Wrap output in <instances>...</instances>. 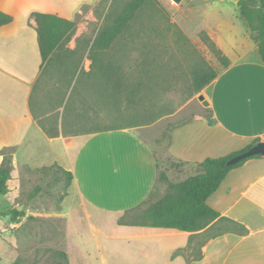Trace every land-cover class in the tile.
<instances>
[{"label":"crops","instance_id":"1","mask_svg":"<svg viewBox=\"0 0 264 264\" xmlns=\"http://www.w3.org/2000/svg\"><path fill=\"white\" fill-rule=\"evenodd\" d=\"M99 1L0 0V10L13 17L0 27V167L8 150L14 166L2 199L20 195L22 167L59 165L74 176L59 215L64 222L60 250L70 264H264V156L233 169L208 199L237 229L194 249L208 228L159 229L146 218L151 202L167 192L161 173L169 183H179L197 175L207 158L228 157L264 141V63L241 16L243 26L227 20L206 32L229 60L201 91L210 118L198 114L174 127L165 147L156 142L160 136L147 138L135 127L51 139L38 125L31 99L42 58L32 14L75 21L85 6ZM80 225L93 249L66 247Z\"/></svg>","mask_w":264,"mask_h":264},{"label":"rangeland","instance_id":"2","mask_svg":"<svg viewBox=\"0 0 264 264\" xmlns=\"http://www.w3.org/2000/svg\"><path fill=\"white\" fill-rule=\"evenodd\" d=\"M128 1L101 0L85 6L75 20L73 39L42 68L32 94V111L50 131L63 119L61 105L68 87H78L76 103L65 116L69 126L122 128L155 118L134 127L143 129L140 132L147 138L160 136L156 142L163 147L174 127L198 114L209 116L203 108L206 98H200L202 92L192 93L191 73L198 66L221 68L201 34L215 31L227 20L243 26L240 11L233 5L238 1L150 0L130 31L102 56L99 65L106 72L103 74L92 67L88 50ZM78 66L83 74L76 85ZM42 169L22 167L20 195L16 200H0V213L18 207L24 213L15 220L0 215V264H53L49 250H60L64 243V222L59 216L64 178L61 173ZM37 188L40 191L34 194ZM232 229L237 227L228 221L214 224L196 238L193 247ZM90 244L80 225L70 234L66 247L93 249Z\"/></svg>","mask_w":264,"mask_h":264},{"label":"trees","instance_id":"3","mask_svg":"<svg viewBox=\"0 0 264 264\" xmlns=\"http://www.w3.org/2000/svg\"><path fill=\"white\" fill-rule=\"evenodd\" d=\"M150 0H130L122 10L118 13L113 22L100 30L94 43L88 50V59L92 62V67L98 68L103 74L105 70L102 63V56L112 50L126 33L131 29V25L137 18L139 12L149 4ZM237 6L240 10V16L246 21L251 29L254 39L258 45V50L262 62L264 63V0H237ZM32 18L37 24L39 50L42 58L41 67H45L55 57L57 52L61 51L74 37L77 24L54 14L33 13ZM13 17L0 10V27L12 23ZM201 39L208 45L212 53L221 63L223 68L229 66V60L225 57L220 49L217 48L212 39L205 33L201 34ZM75 53V50L73 51ZM82 59L79 61L81 63ZM78 81L83 74L82 67H77ZM101 73V74H102ZM107 75V74H106ZM104 75V76H106ZM219 75V71L210 66H198L191 73V90L193 94L201 92L204 87L208 86ZM107 80V77H106ZM75 85V86H76ZM117 89V87H116ZM71 91V92H70ZM70 92V93H69ZM78 94V87H68L65 92L61 105L63 115L62 122H57L55 128L50 131L42 123L37 121L44 133L51 139L64 135H80L96 132H105L118 130L127 127L140 126L155 121V118L148 119L142 123H132L122 128H91L79 126H69L65 121V116L71 114L72 105L76 102L74 97ZM32 106V99H31ZM74 111V110H73ZM72 111V112H73ZM68 113V114H67ZM207 118H210L207 116ZM86 128V129H85ZM260 141H256L255 144ZM251 147L237 152L228 157L207 158L198 164V173L179 183H169L166 175L161 173V181L167 182V192L159 200L151 202L147 212V224L153 228L172 229L180 232H199L215 224L228 221L232 224L236 223L227 218H221L220 213L214 210L208 204V199L220 188L226 176L235 168L241 166L248 159L241 161L235 165H229V160ZM13 152L4 151L3 162L0 167V200L9 192L8 181L11 179L13 166ZM258 157V156H255ZM254 158V157H252ZM250 159V158H249ZM43 172L56 171L61 173L64 178L65 193L61 195L60 201L67 196V191L73 181V174L67 172L59 165L44 167ZM40 191L36 189L35 193ZM23 212L18 208L11 211L0 213L1 216H11L12 220L23 216ZM53 264H70L67 254L62 250H49ZM13 264H20L15 262Z\"/></svg>","mask_w":264,"mask_h":264},{"label":"water","instance_id":"4","mask_svg":"<svg viewBox=\"0 0 264 264\" xmlns=\"http://www.w3.org/2000/svg\"><path fill=\"white\" fill-rule=\"evenodd\" d=\"M172 1H174L175 3H180L182 0H172ZM200 98L202 100H204L203 96H200ZM204 105L208 106V102L206 100L204 101ZM255 156H264V141H261V142L257 143L256 145H254L253 147H251L250 149L232 157L229 160L228 164L229 165H235L241 161H244L246 159H249V158H252ZM18 210L21 211L22 208L18 207Z\"/></svg>","mask_w":264,"mask_h":264}]
</instances>
